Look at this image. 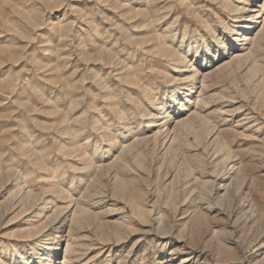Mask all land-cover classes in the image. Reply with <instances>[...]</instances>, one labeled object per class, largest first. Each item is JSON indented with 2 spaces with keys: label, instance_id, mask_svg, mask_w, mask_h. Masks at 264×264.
I'll list each match as a JSON object with an SVG mask.
<instances>
[{
  "label": "rangeland",
  "instance_id": "374dc122",
  "mask_svg": "<svg viewBox=\"0 0 264 264\" xmlns=\"http://www.w3.org/2000/svg\"><path fill=\"white\" fill-rule=\"evenodd\" d=\"M68 246L264 264V0H0V264Z\"/></svg>",
  "mask_w": 264,
  "mask_h": 264
},
{
  "label": "bare ground",
  "instance_id": "6f19581e",
  "mask_svg": "<svg viewBox=\"0 0 264 264\" xmlns=\"http://www.w3.org/2000/svg\"><path fill=\"white\" fill-rule=\"evenodd\" d=\"M261 15V12H259V14L257 15L258 17ZM253 29V27L251 26V25H245V27L242 29L243 30V34H242V36H241V39L242 40H240V41H242L243 43H244V41L246 42V40H248L249 38H247L248 37V34L250 33V31ZM252 39V38H251ZM241 44V45H239L241 48H247V46H246V44ZM247 45H248V43H247ZM238 48V47H237ZM238 52H240V50H238ZM242 53V52H241ZM241 53H239L238 55L236 54V56H235V58H242V54ZM244 56H246V55H244ZM205 95V94H204ZM200 99H201V97H200ZM186 100H187V98L186 97H184L183 99H182V101H183V103H180V102H178V104H176L177 106H174V107H171V109H168V111H170V112H163V113H166L165 115V117H163V118H165L164 119V121H163V123L162 124H160L159 125V129L160 130H163V128H165L164 130H166V132L165 131H162V132H160V135L162 136V134H163V136H164V138L166 139V140H168L169 139V137H170V135H171V132H172V130H170L169 129V122H170V118L172 117L171 115L172 114H175V115H177L178 113H180V111L182 110V108H183V106L185 105V102H186ZM181 101V102H182ZM198 104V103H197ZM196 109V108H195ZM198 110H199V107H198ZM198 112V111H197ZM197 112H196V114H197ZM195 114V113H194ZM198 114H200L199 112H198ZM156 116V115H155ZM155 119H156V117H154V121H151V123H150V127L152 126V125H155V123L154 122H156L155 121ZM172 119V118H171ZM159 132V131H158ZM174 133V132H173ZM159 134V133H158ZM175 134V133H174ZM156 140H158V139H156ZM166 140H165V142H166ZM164 145V144H163ZM23 186V185H22ZM26 188V187H25ZM27 191V190H26ZM79 206V205H78ZM87 206V205H86ZM74 207H76V204L74 205V204H70V205H68L67 206V208L65 209V213H66V215H65V217H64V220L62 221V229H65L68 225V223L69 222H71L72 224H71V227H70V236L72 235V233L74 234V230H73V228H75L76 227V225L78 226V224H79V222H78V220H80V219H78L79 217L77 216V214L79 213L80 214V212H78V213H76V211H77V209L78 208H80V207H78L77 209L76 208H74ZM84 208V207H83ZM82 208V209H83ZM89 208V207H88ZM79 210V209H78ZM45 211H46V208H43L42 209V214L43 213H45ZM88 211L89 210H87V212L86 213H88ZM56 212V211H55ZM85 215V214H84ZM82 220V219H81ZM80 224H82V222L80 223ZM75 226V227H74ZM81 227V226H80ZM77 228V227H76ZM77 230V229H76ZM75 230V231H76ZM80 231V230H79ZM67 235H69V234H67ZM69 236V237H70ZM73 236V235H72ZM66 238V237H65ZM72 238V237H71ZM74 239V238H73ZM70 240V239H69ZM73 241V240H72ZM67 243H68V240H67ZM71 244V243H70ZM72 244H73V242H72ZM71 244V245H72ZM69 245V244H68ZM70 248V246H68V249H67V255H66V258H65V261H63L62 263H59V264H68L69 263V260L71 259L70 258V252L72 253V251L69 249ZM73 248H74V246H73ZM76 250V249H75ZM74 250V251H75ZM80 251V250H79ZM78 254V253H77ZM77 254H75V255H77ZM74 255V254H73ZM77 258V257H76ZM73 259H75V257L73 258ZM77 260V259H76ZM79 261V260H78ZM74 264V263H73ZM87 264V263H86Z\"/></svg>",
  "mask_w": 264,
  "mask_h": 264
},
{
  "label": "snow or ice",
  "instance_id": "6c2138e0",
  "mask_svg": "<svg viewBox=\"0 0 264 264\" xmlns=\"http://www.w3.org/2000/svg\"><path fill=\"white\" fill-rule=\"evenodd\" d=\"M213 51H215V49H213Z\"/></svg>",
  "mask_w": 264,
  "mask_h": 264
}]
</instances>
